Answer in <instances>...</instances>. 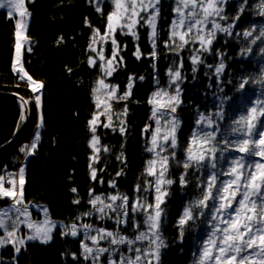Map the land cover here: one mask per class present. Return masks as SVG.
Masks as SVG:
<instances>
[{"label":"trees","instance_id":"obj_1","mask_svg":"<svg viewBox=\"0 0 264 264\" xmlns=\"http://www.w3.org/2000/svg\"><path fill=\"white\" fill-rule=\"evenodd\" d=\"M241 3L245 10L240 14V19L235 20ZM97 5L100 12L96 10ZM25 6L30 16L26 31L28 46L22 52L21 67L35 81L44 85L39 92L41 108L37 110L31 101L32 94L26 80L21 79L19 73L13 70L14 20L8 18L6 10L0 9V94H15L28 100L27 120L21 135L15 144L0 153V178L23 167L24 204L45 205L49 217L60 222L62 227L53 231L52 239L46 244L37 240L25 242L18 254L12 245L0 247V264H91V260L85 261L82 256L81 241L84 240V233L81 225L88 223L93 228L120 230L131 239L135 238L137 230L131 226H118L114 219H100L89 204L92 198L90 190L94 195L102 197L119 193L131 200L146 195L149 201L154 202V190L148 193L142 191L145 181L153 179L145 171L147 161L152 158V153L145 150L151 146V130L145 132L144 129L146 125L151 129L156 127L155 121L151 119L152 105L148 100L158 88H168L169 68L183 65L180 83L182 103L175 113L180 122L177 129L178 147L175 151L181 160L185 158V149L193 130L197 129L196 120L200 114L211 116L220 125L222 133L233 126L234 120L246 114L247 108L257 98L264 99V84L257 82L264 78V54L261 53L264 43L260 40L256 44L249 42L264 29V16L259 14L261 0H228L225 6L227 21L217 18V22L222 25L234 22L233 35L218 33L212 51L199 53L204 63L195 65V72L192 71L194 65L191 56L195 54L193 50L199 47L198 43L186 45L179 56L164 47L172 21L177 18L173 12L176 0H161L157 21V58L149 56L153 46L147 25L138 28L139 39L117 31L115 38L123 63L110 77L101 73L98 66L100 61L96 53L90 51L89 44L94 29H99L101 36L104 34L107 15L114 11L112 0H25ZM207 28L210 29L211 24ZM252 29H255L253 37L245 39L243 32ZM97 41L94 46L101 44L106 60L111 58V40L105 42L98 38ZM137 47L142 54L140 59L134 55ZM249 47L251 52L247 51ZM90 56L97 60L96 67H89ZM221 62L225 67L217 77L215 66ZM129 77L134 80L130 100L112 102L114 113L122 112L127 105V116L121 117L126 123V134H120L116 115H113L115 131L113 128L97 127L100 152L99 160L93 163L90 160L93 152L89 147L92 133L88 121L95 113L102 111L104 106L102 104L99 110L95 107L92 89L97 87L98 79H104L109 85L117 86V94L122 95ZM245 79L249 82L244 90H239V84ZM217 112L223 113L222 120L216 117ZM18 118L19 110L15 101L9 97H0V147L12 139ZM100 120L107 123L103 115ZM203 130L211 131L206 127ZM34 131L39 133L40 141L34 154L26 156L20 149L28 144ZM221 133H217V136L220 137ZM235 138L228 136L229 140ZM197 146L198 142L193 145L194 151ZM217 146L223 148L222 143ZM105 148L108 151H104ZM171 151L169 149V153ZM225 155L242 156L246 162L249 159L261 161L259 157L249 158L234 150ZM118 156L122 159L118 160ZM90 164L97 171L96 180L91 179ZM219 166L226 168L227 164L221 163ZM118 172L121 175L117 176ZM171 172L170 178L175 182L167 201L168 215L162 232L166 247L161 250V264H195L196 253L209 229L210 217L201 216V210L194 209L196 219L190 222L183 238L180 237L178 220L183 209L195 201L200 193L195 187V177H190L191 182L185 188L179 184V175L184 172L182 165H174ZM196 176L207 182L204 173L197 172ZM221 179L226 180L228 177ZM110 182H115L116 187H109ZM137 185L141 186L140 192L136 191ZM73 188L77 191L73 192ZM74 200L80 203L74 204ZM8 203V198L0 197V207ZM89 211L92 215H83ZM204 211L207 213V209ZM38 215L40 217L37 213V218ZM137 219L143 225V215H138ZM74 223L79 229L77 237L63 235L66 227ZM140 230H144L143 227ZM85 242L91 246L90 240ZM101 244L108 247L104 241ZM144 246L147 243L144 242ZM120 247L126 256L132 255L126 246ZM74 253L80 257L78 261L73 260ZM102 259L107 264L106 258Z\"/></svg>","mask_w":264,"mask_h":264},{"label":"snow or ice","instance_id":"obj_2","mask_svg":"<svg viewBox=\"0 0 264 264\" xmlns=\"http://www.w3.org/2000/svg\"><path fill=\"white\" fill-rule=\"evenodd\" d=\"M114 11L107 15V25L104 34L101 36L99 29L93 30L92 42L89 44L91 52L96 53L100 63L99 68L103 76L110 77L117 70L120 63H123L122 57L118 51L119 45L115 38L117 31L123 35H130L134 39H139L137 30L140 27L150 29L149 39L152 42L153 50L149 53L152 59L157 58V21L160 16L161 0H112ZM228 0H176V7L173 9L176 19H173L168 40L164 41V47L170 49L175 55L185 49L189 43H198L199 47L194 49L191 56V62L194 65L192 71H196L195 65L203 64V58L199 53L211 52L213 42L217 39L218 33L233 35V23L222 25L219 20L227 21L225 6ZM0 9H7L9 19H16L15 37H16V59L13 70L17 71L15 65L20 62L21 49L23 43L27 42L26 31L28 27L27 18L30 13L25 6V0H0ZM96 10L101 11L99 5ZM244 4L238 7L235 20L240 19V14L244 12ZM264 16V0H261V11ZM211 24V28L207 26ZM126 29V31H125ZM255 29L243 32V37L248 39L253 37ZM240 35V33H236ZM100 40L107 42L111 40L112 55L106 60L104 49L99 50L94 46ZM177 40L179 41L177 43ZM257 40L264 43V29H261L259 35L252 38L250 44H256ZM23 42V43H22ZM30 50V49H29ZM248 52L252 49L247 48ZM264 54V48H261ZM137 59L141 58V52L137 47L134 53ZM223 55V53H218ZM119 57V60H118ZM89 67H96L97 60L91 56L88 59ZM155 67V65H153ZM181 64L176 68H169L168 88H158L149 98L148 103L152 105L151 119L155 121L156 127L151 129L149 125L145 126L144 131L151 130V146L146 147V151L152 153V158L147 161L146 175L152 177L151 181H145L144 193L154 190L153 200L149 201L148 196L142 195L131 200L128 196L122 194L109 195L102 197L94 195L90 190L92 197L89 204L92 209L99 214L100 219H114L116 224L131 226L137 230L134 239L128 238L120 230L109 231L106 228H93L91 224L81 225L84 233V240L81 241L82 256L85 261L91 260V264H104L102 257H105L107 264H161V250L166 247L162 232L167 219V201L171 195V186L174 180L171 177V169L174 165H182L184 172L179 175V184L185 188L191 182L190 177H195V187L199 190L200 196L186 206L178 220L177 228L180 237L183 238L185 231L190 227V222L196 219L194 209H200L201 216L210 217L209 229L206 238L201 242L198 249L195 264H264V162H254L249 159L247 162L242 156L229 157L225 153L232 150L237 153L251 157H259L264 161V99L257 98L251 106L247 108L246 114L239 119L234 120L233 126L221 133L220 125L215 123L211 116L200 114L196 120L197 129L193 130L190 142L185 149V158L181 160L176 153L178 147L177 129L179 121L175 116L177 108L182 103L181 87L182 71ZM208 67H212L209 65ZM224 63L221 62L215 66L217 77L224 70ZM21 79H27L29 87L35 95V104L37 110L41 108V97L37 93L44 87L42 82L35 81L27 72L19 69ZM71 71V69H69ZM143 80V77L140 78ZM248 80H243L239 84V90H244ZM259 83L264 84V78ZM159 83V81H157ZM134 80L129 77V82L122 95L117 94V86L109 85L104 79H98L97 87L92 89L95 107L99 110L103 104V110L95 113L88 121L89 131L92 133L89 141V147L93 155L90 160L95 163L99 160L100 139L96 134L97 127L113 128V115L119 120V131L121 135L126 134V123L121 117H126L128 113L127 105L120 113L113 112L112 102L129 101L132 96ZM171 89V90H170ZM101 90H104L103 92ZM102 97H106L102 99ZM21 107L28 104V100L21 97ZM107 118V123H102L100 116ZM216 117L223 119V113L217 112ZM25 119L21 115V121ZM42 121V117H41ZM39 127V125H38ZM209 128L211 131H204L203 128ZM217 133H221L220 137ZM237 137L229 140L228 136ZM40 141L39 133L35 134L33 141L20 149L26 156L33 155ZM194 151L193 145L197 144ZM218 143L223 144V148H218ZM169 149L172 151L169 153ZM104 151H108L107 148ZM219 153V156L217 155ZM122 159L121 156L117 157ZM221 163L227 164L226 168H221ZM91 169V179H97V171L93 164L89 165ZM194 170V171H190ZM24 168L19 170V196L16 195L15 180H10L12 188L5 189L0 184V197H10L13 199V207L17 216L10 220L0 218V229L4 234L0 236V247L11 244L18 254L27 240H39L46 244L52 239V229L55 225L45 219L43 222H32L29 220V213L24 204ZM197 172H202L207 177L205 183ZM121 175L120 172L117 176ZM228 177V179H221ZM3 178H0L2 180ZM109 187L115 188V182H110ZM73 192L77 190L72 189ZM136 191H141V186H136ZM74 204L80 203L74 200ZM163 205V207H162ZM207 209V213H205ZM47 217V209H44ZM143 215V225L140 224L137 217ZM24 220L19 219L20 216ZM84 216L92 215V212H85ZM0 216L7 217L8 211L0 213ZM25 223L31 231V235L21 238L18 233L20 224ZM143 227L144 230H140ZM79 229L74 223L66 227L63 235L77 237ZM95 233L94 235L92 233ZM91 241V246L85 241ZM104 241L108 247L102 246ZM147 246H144V242ZM126 246L127 251L132 255H125L120 246ZM118 257V259L116 258ZM80 259L75 253L73 260Z\"/></svg>","mask_w":264,"mask_h":264},{"label":"rangeland","instance_id":"obj_3","mask_svg":"<svg viewBox=\"0 0 264 264\" xmlns=\"http://www.w3.org/2000/svg\"><path fill=\"white\" fill-rule=\"evenodd\" d=\"M4 10L7 11V9H4ZM16 19H19V17L17 16ZM16 19H13L14 20V26H15V23H16ZM28 20H29V17L27 18V23H28ZM15 32H16V29H15ZM98 38L99 37H97V39ZM100 45L101 44L96 45V48H98V50L101 48ZM15 46H16V37H15ZM27 46H28V39H27V42L26 43H23V47L21 49V55H22L23 50L26 49ZM21 55H20V62L15 65V67L17 69V72L19 73L20 76H21V73H20L19 69L21 68ZM15 59H16V47H15V50H14V59H13V62L15 61ZM25 80H26V82L28 84V81H27L26 78H25ZM28 87H29V85H28ZM29 89H30L31 94H32V100L31 101H33V104H35V95L32 92V89L30 87H29ZM101 91L103 92L104 90H101ZM37 94L39 95V93H37ZM102 99H105V97H102ZM35 106H36V104H35ZM35 134H37L36 131H34V133L31 135V138H30L28 144H30L33 141ZM259 162H261V161H258L257 163H259ZM20 168H21V166L14 173H11L10 172L9 174L5 175V177L2 180H0V184H2L5 189L12 188L13 185L11 183H9V181L10 180H15L16 181V183H15V190H16V195L17 196H19V188H20V184H19V170H20ZM6 198L9 199V203L7 205H5V206L0 207V213H2L3 211L7 210L8 211V216L7 217L0 216V218L5 219L6 222L9 223V225H10V220L11 219H15L16 216H17V213L15 211V208H19V207H21V205H15V208H14L13 207V203H14L13 202V199L10 198V197H6ZM26 207H27V211L29 213V220L30 221H32V222H43V221H45V219L51 221L52 224L55 225V227H53V229H52V233H53V231L57 227H59V226L62 227V224L60 222L54 221V220H52L49 217L48 210H47V217L45 216L44 209H47L45 205L30 204V206H26ZM37 213L40 214V217L38 215V218H37ZM19 219L21 221H23L24 220V217L21 215L19 217ZM19 227H20V231H19L18 235L21 238H25L27 235H31L32 234L31 231L29 230V228L26 226L25 223H21ZM52 233H51V235H52ZM3 234H4L3 229H0V236H3ZM27 241H35V240H27V239H25V242H27ZM37 241H39V240H37ZM145 243H147V242L145 241ZM6 245H11V244H6Z\"/></svg>","mask_w":264,"mask_h":264},{"label":"water","instance_id":"obj_4","mask_svg":"<svg viewBox=\"0 0 264 264\" xmlns=\"http://www.w3.org/2000/svg\"><path fill=\"white\" fill-rule=\"evenodd\" d=\"M0 97H9L12 100H14L16 105H17V107H18L19 114H20L18 122H17L16 129H15V133H14L12 139L8 143H6V144H4L3 146L0 147V153H2L4 151L8 150L18 140V138H19L20 134L22 133V130H23L25 124H26L28 110H27V104L24 105L23 108L21 107L22 101H21V97H19L18 95H15V94H12V95H1L0 94ZM22 113L25 116V119L23 121H21Z\"/></svg>","mask_w":264,"mask_h":264}]
</instances>
